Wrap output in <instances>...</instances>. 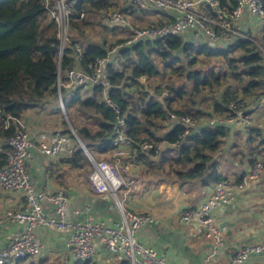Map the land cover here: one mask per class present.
Segmentation results:
<instances>
[{
	"label": "trees",
	"instance_id": "obj_1",
	"mask_svg": "<svg viewBox=\"0 0 264 264\" xmlns=\"http://www.w3.org/2000/svg\"><path fill=\"white\" fill-rule=\"evenodd\" d=\"M77 1L76 12L85 13L91 19H98L101 12L121 4H129V0ZM216 1L226 12L237 6V0ZM261 1L264 6V0ZM42 2L0 0V141L14 134L13 126L4 129L5 118H22L28 112L41 113L48 107L53 108V100H57L60 40L55 25L46 18ZM91 19L73 24L69 48L63 52L60 68L64 72L73 67L75 46L83 48V70L118 48L115 62L109 66L113 87L108 95L121 106L126 118V135L134 144L148 141L160 147L166 143L159 154L139 152L133 162L146 168L150 175L160 172L159 181L189 184L200 180L210 184L222 180L217 166L231 135L228 128L182 138L184 129L178 124H171L165 134H160L164 129L160 122L166 121L169 125L167 116L172 113L203 125L215 116H225L232 100H259L264 95V55L257 46L242 38L230 46H212L198 42L189 34L141 39L128 44L129 33L116 44L107 46V41L104 44L91 42L84 36L82 30L93 23ZM172 22V17L163 15L156 26ZM256 38L264 43V26ZM118 57L122 62H118ZM141 78L147 80L146 85L140 82ZM65 107L68 118L73 115L82 122L73 128L93 159L115 161V113L104 102L103 90L81 87L65 102ZM63 125L64 132L70 131L66 121ZM8 152L7 148L0 152V168L5 166ZM257 159L251 158L250 164L254 166ZM69 161L72 168L93 171L89 158L78 144ZM241 179L238 177L236 181ZM36 264L55 263L42 258ZM59 264L96 263L66 261ZM122 264L130 263L124 260Z\"/></svg>",
	"mask_w": 264,
	"mask_h": 264
},
{
	"label": "built area",
	"instance_id": "obj_2",
	"mask_svg": "<svg viewBox=\"0 0 264 264\" xmlns=\"http://www.w3.org/2000/svg\"><path fill=\"white\" fill-rule=\"evenodd\" d=\"M130 3L144 11L154 9L160 13L170 14L173 22L137 29L133 28L130 20L131 6L123 10L115 9L112 13H109V10L105 11L101 24L109 29L115 28L129 33L128 44L141 39H165L189 34L198 42L224 47L242 38L253 42L264 55V43L256 38V34L264 26V6L261 0H237V6L230 12L224 11L216 0H131ZM42 5L47 20L55 25L60 40L61 51L57 60L58 108L61 109L62 117H65L70 131L45 129L33 134L23 117L5 118L4 129L13 126L14 134L11 138L0 141V152H3L4 148L9 149L6 164L0 168V188L10 192H23L25 204L22 210H6L4 213L3 220L16 223L21 230L12 234L6 245L0 246V264H16L19 261L36 264L44 258L43 245L35 239L36 231L42 227L63 232L68 236L67 250L75 262L93 261L101 246L111 255L120 256L130 264H166L165 259L159 256L152 245L140 242L137 238L143 228L155 222V218L127 211L119 199V192L128 185L120 159L134 157L139 152L154 151L155 154H159L160 147L148 141L134 144L125 133L126 118L122 115L121 106L108 95L113 87L109 66L114 64V55L118 48L111 50L105 58L96 59L95 63L88 66V70H83L81 62L84 51L80 46H75L73 67L62 72L60 66L63 52L69 48L71 28L73 24L85 20L87 16L85 13L76 12L77 0H43ZM245 20L248 22L247 26L244 24ZM249 26H254L256 30L250 29ZM81 87H100L103 90L104 102L115 113L113 131L115 161L106 159L95 161L89 157L93 163V171L89 175L92 192L101 197L114 198L120 208L122 219L114 225L105 222L70 221L67 215L69 202L67 192L37 190L28 170V163L33 158L35 149L50 159L63 153L71 158L78 144L86 154L85 144L69 121L64 96L66 93L70 100L73 93ZM258 101L264 106V95ZM37 116V121L41 123L49 120L45 112ZM253 118L254 115L248 111L245 103L241 99H235L227 105L225 116L213 118L203 125H198L187 116L172 113L168 114L167 121L170 125H180L184 129L182 135L184 138L192 133L202 135L234 124H239L244 130L250 131L254 127ZM175 145L178 146L179 142ZM263 170L264 163L259 161L249 168L240 181L229 179L218 181L206 203L189 208L181 214V222L197 225L203 230L205 238L212 242V253L203 264H211L213 256L224 246L227 228L217 222L215 211L231 204L237 193H244L253 182L260 179ZM45 203L54 206L55 218L45 216ZM3 220H0V225ZM263 255L264 240L256 241L236 250L229 264H252V258Z\"/></svg>",
	"mask_w": 264,
	"mask_h": 264
},
{
	"label": "crops",
	"instance_id": "obj_3",
	"mask_svg": "<svg viewBox=\"0 0 264 264\" xmlns=\"http://www.w3.org/2000/svg\"><path fill=\"white\" fill-rule=\"evenodd\" d=\"M163 15L171 17L170 14L155 10L153 23L160 22ZM244 24L247 26L248 22L245 20ZM249 28L256 30L254 26ZM244 101L248 111L254 115V127L250 131L244 130L239 124L226 127L230 129V133L233 132L232 128H237L240 132L237 135L242 138L239 145L244 155H239L237 146H233L236 143L233 141L234 137L230 135L218 159L217 170L223 179L237 180L252 167L251 158L257 157L258 162L264 159V106L254 98H246ZM51 109L52 107H48L43 111L49 116V120L42 123L37 121L38 117L35 118L36 112L24 115L22 119L33 134L45 129L64 130L60 114ZM168 127L171 128V125ZM252 135L254 136L251 137ZM35 138L34 135L33 139ZM165 146L166 143L163 142L160 150ZM69 160L70 157L64 153L50 159L35 149L33 158L28 163L34 187L37 190L66 191L69 196L67 215L70 221L105 222L109 225L119 222L122 214L116 200L94 194L90 186L89 169L72 168ZM123 160L125 164H122ZM120 161L124 177L128 180V185L119 192V199L124 208L155 218L153 224L139 232L138 240L152 245L159 256L165 259L166 264H203L212 253V242L205 238L200 227L181 222L180 216L187 209L206 203L218 180L211 181L210 184L200 180L189 184L156 181L147 177L149 175L141 170L142 167L133 162V157L122 158ZM24 204L23 192H10L0 188V220H3L6 210L19 211L23 209ZM44 214L47 218H55L54 206L45 203ZM215 218L227 229L224 234V246L213 256L211 264H229L236 250L264 240V175L253 182L244 193H237L231 204L216 210ZM20 230L16 223L3 220L0 225V246L6 245L12 234ZM35 239L43 245L44 258H55L58 264L66 261L72 263V257L67 250L68 236L65 233L42 227L36 231ZM93 261L96 264H122L124 259L111 255L99 246ZM252 264H264V255L252 258Z\"/></svg>",
	"mask_w": 264,
	"mask_h": 264
},
{
	"label": "rangeland",
	"instance_id": "obj_4",
	"mask_svg": "<svg viewBox=\"0 0 264 264\" xmlns=\"http://www.w3.org/2000/svg\"><path fill=\"white\" fill-rule=\"evenodd\" d=\"M130 1L131 0H129V4H121V6H119V7L110 9L109 13H112L115 9L123 10V9H126L127 6H131V8H133V9H130L129 14L131 16L130 20H131V22L133 24V28L145 29V28H148V27H151V26H156V24L153 23V14H155V11L153 9H148V10H145L146 12H143V10H141L140 8H137L134 4H131ZM104 13L105 12H101L100 13V17L98 19H95L94 17L92 19H91V17H86L88 19H91V21H93V23L89 24V26H85L83 28L82 32H84L83 33L84 36H86L91 42L104 44V42L107 41L108 43L106 45L108 46L109 44H112V43L116 44L119 40H122L123 38H125L126 35H127V32H125L124 30H120V29H109V28H106V26L102 25L101 24V19H102ZM70 35H71V32H70ZM77 35H79V33H77ZM122 44H125V43H122ZM117 60H118V62L119 61L122 62V60L119 57L117 58ZM140 82L145 84V85L147 84V80L146 79L144 80L143 78L140 79ZM220 92H222V91H220ZM64 96H65V101L67 102L69 98L66 96V93H64ZM244 103H245V101H244ZM53 105H54L53 106L54 109L52 108V110L56 111V112H58L60 114V116H61L60 119H61L62 123L65 122L66 120H65V117H62L61 109L57 107V106H59L58 98H57V100H55V99L53 100ZM245 107L247 108V104L246 103H245ZM39 113L40 112H37L36 115H39ZM23 117H24V115H23ZM37 117L38 116H35V118H37ZM216 117H218V116H215L213 118H216ZM69 119H70V122L73 123V127L75 125H82V122L79 119H75V117L73 115L69 116ZM37 120H38V118H37ZM160 123H161V125L164 126V129H162V131L160 130V134L161 133L165 134L168 131V128H169L168 125H167V122L164 121V122H160ZM232 130H233V132L231 133V135H233L232 137H234L233 141L236 142V143H234L233 146H237V150H239V155L240 154L244 155V153H243L244 151L242 149H240L241 145H239V143L240 144L242 143V138H241V136L237 135L240 132L237 130V128H232L231 131ZM263 160L264 159H262L261 161L264 163ZM108 161H110V160H108ZM90 162H91L90 165L93 166V163H92L91 160H90ZM122 164H125V160H123ZM141 167H142L141 170L143 172H145L147 175H149L147 177L153 178L156 181H157L158 178H161V176L157 175V174H160V172H154V175H150V174L147 173L146 168H144L143 166H141ZM123 175H125V174L123 173ZM263 175H264V170L262 172L261 177H263ZM48 260L51 263L58 264V262L55 260V258L49 257Z\"/></svg>",
	"mask_w": 264,
	"mask_h": 264
},
{
	"label": "water",
	"instance_id": "obj_5",
	"mask_svg": "<svg viewBox=\"0 0 264 264\" xmlns=\"http://www.w3.org/2000/svg\"><path fill=\"white\" fill-rule=\"evenodd\" d=\"M85 149H86V147H85ZM86 154H87V156L93 158V157L91 156V154L87 151V149H86Z\"/></svg>",
	"mask_w": 264,
	"mask_h": 264
}]
</instances>
